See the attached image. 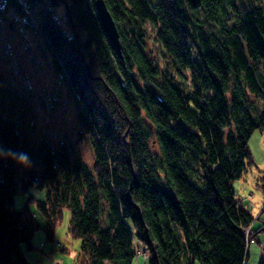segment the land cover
Segmentation results:
<instances>
[{"label":"trees","instance_id":"obj_1","mask_svg":"<svg viewBox=\"0 0 264 264\" xmlns=\"http://www.w3.org/2000/svg\"><path fill=\"white\" fill-rule=\"evenodd\" d=\"M10 1L48 41L94 160L37 137L24 103L0 102V264H30L21 244L40 227L53 241L65 209L75 264H134L136 239L147 264H246L254 217L232 184L264 128V0H104L120 54L94 0H50L69 32L46 0ZM151 35L163 65L145 49ZM30 186L44 198L16 209Z\"/></svg>","mask_w":264,"mask_h":264},{"label":"rangeland","instance_id":"obj_2","mask_svg":"<svg viewBox=\"0 0 264 264\" xmlns=\"http://www.w3.org/2000/svg\"><path fill=\"white\" fill-rule=\"evenodd\" d=\"M18 1L22 5V1ZM46 1L53 15L69 32L65 5ZM32 20L30 14L26 16V9L21 11L10 0H0V102L3 101L6 106H10L13 100L20 106L24 103L35 121L37 137L46 136L53 143L66 141L74 155H79L91 165L94 160L93 147L89 139L78 135L76 99L63 74L55 70L53 53L34 20L35 25L30 24ZM145 49L160 65L164 64V51L152 35L146 40ZM248 147L252 162L243 175L233 181V188L236 199L247 206L256 218L257 215H264V128L253 131ZM44 195L45 188L30 186L25 192L14 195V206L20 209L28 196L43 199ZM28 204L42 224L43 217L36 210L34 202L31 200ZM68 219L69 212L65 209L55 229L53 242L46 239L40 227L32 236L33 248L26 249L25 244H21L30 264H39L34 254L46 258L43 264H75L80 239L68 232ZM261 238L258 241L251 238L246 264H258L264 259ZM42 244L52 247V252L47 248L42 250ZM135 244L137 255L133 263L147 264L149 250L146 244L137 239ZM194 264L200 263L196 260Z\"/></svg>","mask_w":264,"mask_h":264},{"label":"water","instance_id":"obj_3","mask_svg":"<svg viewBox=\"0 0 264 264\" xmlns=\"http://www.w3.org/2000/svg\"><path fill=\"white\" fill-rule=\"evenodd\" d=\"M94 7L98 18L107 33L114 48L120 54L119 33L115 21L113 20L104 0H94Z\"/></svg>","mask_w":264,"mask_h":264},{"label":"crops","instance_id":"obj_4","mask_svg":"<svg viewBox=\"0 0 264 264\" xmlns=\"http://www.w3.org/2000/svg\"><path fill=\"white\" fill-rule=\"evenodd\" d=\"M232 185H234V184H232ZM233 187V186H232ZM233 191H234V188H233ZM234 195H235V193H234ZM236 198V197H235ZM241 205H243L241 202H239ZM244 207H247V206H245V205H243ZM248 208V207H247ZM264 208V207H263ZM252 213V212H251ZM262 221V222H261ZM261 222V223H260ZM252 228H253V230H254V237H255V239L258 241V240H260V238H261V236H262V241H263V239H264V215L262 216V217H259V215H257L256 216V218H255V220H254V222H253V224H252ZM54 237H55V234H54ZM53 242V241H52ZM42 246V250H44L45 248H47L50 252H52V247H47V246H45L44 247V245L42 244L41 245ZM27 249V248H26ZM33 256H36L37 257V259L35 260V261H39V264H43L44 262L43 261H45L44 259H46V258H44V257H40V256H38V255H33ZM35 258V257H34ZM33 258V259H34ZM31 263V262H30Z\"/></svg>","mask_w":264,"mask_h":264}]
</instances>
